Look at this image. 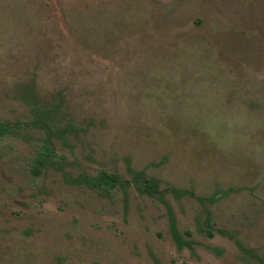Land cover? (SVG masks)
Segmentation results:
<instances>
[{
    "label": "rangeland",
    "instance_id": "374dc122",
    "mask_svg": "<svg viewBox=\"0 0 264 264\" xmlns=\"http://www.w3.org/2000/svg\"><path fill=\"white\" fill-rule=\"evenodd\" d=\"M0 122V264H262L199 233L196 198L165 193L178 250L157 199L60 169L238 188L205 201L211 224L264 259V0H0Z\"/></svg>",
    "mask_w": 264,
    "mask_h": 264
},
{
    "label": "trees",
    "instance_id": "16d2710c",
    "mask_svg": "<svg viewBox=\"0 0 264 264\" xmlns=\"http://www.w3.org/2000/svg\"><path fill=\"white\" fill-rule=\"evenodd\" d=\"M31 126L34 127H43L44 129H49L47 125H42L41 120L33 121L30 123ZM16 126L9 122H0V137L6 133L14 132ZM75 130L73 126H67L62 131H70ZM51 133V132H50ZM45 148L46 153L39 159V163L45 166H52L51 159L54 155V144L51 139L47 138L45 140ZM56 168L59 169V166ZM60 172L63 176V179L66 183L70 185H78L85 186L89 189H102L104 191H110L114 188H119L124 197H127V190L129 187L133 186L139 193L146 194L152 198L157 199L165 208L167 221H168V229L171 235V238L178 250L183 249L184 247L193 250L194 241L190 238L191 232L186 230L183 233L179 230L177 226V217L174 211L173 206L166 199L165 193L166 191H170L176 199L181 198L182 196H189L192 198H196L200 203L203 204L205 216L203 220L200 217H196V229L199 233H204L209 237H212L215 232H218L222 236L228 237L231 239L237 249L240 252V255L243 260H256L262 264H264V259L258 256L252 248L247 247L241 239L237 236V233L232 230L227 229H216L211 224V212L206 207L205 201L208 203H214L222 196H226L231 192H236L239 189L234 187H229L224 190H216L212 196L203 198L196 197L193 190L181 189V188H161L160 182L158 179L154 177L147 176L144 170H135L132 168H128V173L130 175L129 178H124L120 174L116 172H107L101 171L96 175H90L87 173H81L77 175H72L67 171L60 169ZM186 236V237H185ZM212 250L218 254L223 252L222 248L212 247ZM155 260V264H161L159 261ZM186 264V263H183Z\"/></svg>",
    "mask_w": 264,
    "mask_h": 264
}]
</instances>
